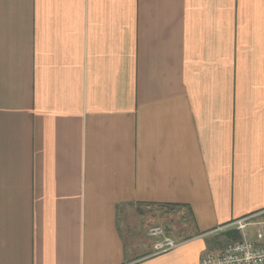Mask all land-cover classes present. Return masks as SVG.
Here are the masks:
<instances>
[{"label":"crops","instance_id":"obj_1","mask_svg":"<svg viewBox=\"0 0 264 264\" xmlns=\"http://www.w3.org/2000/svg\"><path fill=\"white\" fill-rule=\"evenodd\" d=\"M262 210L264 0H0V264H199Z\"/></svg>","mask_w":264,"mask_h":264},{"label":"built area","instance_id":"obj_2","mask_svg":"<svg viewBox=\"0 0 264 264\" xmlns=\"http://www.w3.org/2000/svg\"><path fill=\"white\" fill-rule=\"evenodd\" d=\"M259 216L262 217V221L257 222L255 218ZM230 226H234L241 233V238L228 242L216 253L204 254L199 264H264V210L239 219ZM250 226L259 227L254 233V239H249L245 231ZM148 234L154 238V248L158 254L179 246L159 226L150 228Z\"/></svg>","mask_w":264,"mask_h":264},{"label":"rangeland","instance_id":"obj_3","mask_svg":"<svg viewBox=\"0 0 264 264\" xmlns=\"http://www.w3.org/2000/svg\"><path fill=\"white\" fill-rule=\"evenodd\" d=\"M164 216V215H163ZM160 216L158 218L153 219L152 222H147L146 224V231H149L150 228L155 227V226H159L163 229H167L168 228V224L166 223V221L169 219V216L164 217ZM174 217H177V215H175ZM227 228H231V229H227ZM259 229V227H255V226H250L246 228V232L248 233V238L249 239H254V233L255 231ZM230 230V232L234 233V238L229 236V234H227L226 232ZM235 230V231H234ZM170 231V230H169ZM165 232V231H164ZM236 234V235H235ZM241 236V233L237 232L236 229L234 228V226H227L223 229H220L218 231L212 232L210 233L206 238H208V246L210 247V250H219L222 249L228 242H230L232 239L233 240H237L239 238V236ZM238 236V237H237Z\"/></svg>","mask_w":264,"mask_h":264},{"label":"trees","instance_id":"obj_4","mask_svg":"<svg viewBox=\"0 0 264 264\" xmlns=\"http://www.w3.org/2000/svg\"><path fill=\"white\" fill-rule=\"evenodd\" d=\"M234 231H235V230H234ZM237 232H238V231H237ZM235 235H236V234H235ZM237 237H238V236H237ZM232 238L235 239V238H234V234L232 235ZM233 239H232L231 241H233Z\"/></svg>","mask_w":264,"mask_h":264}]
</instances>
